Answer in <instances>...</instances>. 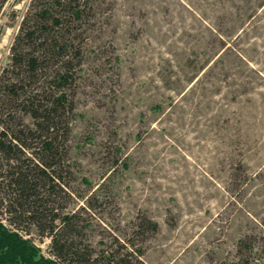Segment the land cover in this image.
Segmentation results:
<instances>
[{
  "label": "rangeland",
  "instance_id": "rangeland-1",
  "mask_svg": "<svg viewBox=\"0 0 264 264\" xmlns=\"http://www.w3.org/2000/svg\"><path fill=\"white\" fill-rule=\"evenodd\" d=\"M30 2L8 0L0 15V74ZM95 7L63 213L83 214L98 254L124 245L144 264H264V0ZM141 219L157 230L135 235Z\"/></svg>",
  "mask_w": 264,
  "mask_h": 264
},
{
  "label": "trees",
  "instance_id": "trees-1",
  "mask_svg": "<svg viewBox=\"0 0 264 264\" xmlns=\"http://www.w3.org/2000/svg\"><path fill=\"white\" fill-rule=\"evenodd\" d=\"M7 2L0 0V15ZM96 2L31 0L0 74V215L9 225L0 222V264H144L124 245L96 253L84 244L83 214L63 213L71 198L74 86ZM31 228L51 240L52 257L35 244ZM136 228L144 236L158 227L141 219Z\"/></svg>",
  "mask_w": 264,
  "mask_h": 264
},
{
  "label": "built area",
  "instance_id": "built-area-1",
  "mask_svg": "<svg viewBox=\"0 0 264 264\" xmlns=\"http://www.w3.org/2000/svg\"><path fill=\"white\" fill-rule=\"evenodd\" d=\"M0 222H1L2 224H4L5 226H9V225H8V222H7V215H6V214H4L3 216L0 215Z\"/></svg>",
  "mask_w": 264,
  "mask_h": 264
}]
</instances>
